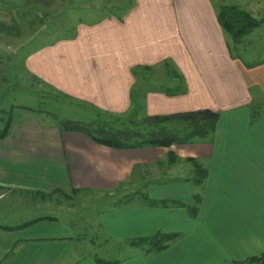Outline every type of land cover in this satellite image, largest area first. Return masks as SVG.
<instances>
[{
    "label": "crops",
    "instance_id": "0c3cea01",
    "mask_svg": "<svg viewBox=\"0 0 264 264\" xmlns=\"http://www.w3.org/2000/svg\"><path fill=\"white\" fill-rule=\"evenodd\" d=\"M135 1L123 20L109 14L70 24L65 32L75 29V36L30 50L26 70L48 91L120 113L130 108L135 83L156 82L154 73L162 72L154 69L150 76L139 66L175 63L187 91L168 95L147 85L139 99L146 101L149 115L219 112L213 140L114 148L62 129L33 109H13L11 130L0 138V203L14 204L16 194L42 199L38 193L49 198L114 194L124 187L121 201L106 210L108 223L100 221L106 238L126 242L158 232L180 235L160 251L138 247L135 256L117 264H243L264 253V117L251 120L253 105L264 99V60L248 63L236 55L234 48L245 40L230 41L213 0ZM61 3L0 0V42L25 40L27 16ZM6 54L0 51V85ZM171 151L178 157L175 163L168 160ZM187 157L207 167L201 185L192 181ZM145 193L187 204L196 203L193 197L199 194L198 214L191 216L184 206H152ZM9 210L0 209V264H98L90 243L76 240L73 214L18 216ZM30 214L36 215L27 218ZM38 217L45 218L19 227ZM110 224L114 228L107 233Z\"/></svg>",
    "mask_w": 264,
    "mask_h": 264
},
{
    "label": "rangeland",
    "instance_id": "374dc122",
    "mask_svg": "<svg viewBox=\"0 0 264 264\" xmlns=\"http://www.w3.org/2000/svg\"><path fill=\"white\" fill-rule=\"evenodd\" d=\"M216 6L221 4L238 3L245 9L250 11L257 18L264 16V0H213ZM131 0H62V3L52 10H34L27 16V35L21 39H15L10 45H4L6 40L0 42V51L6 52L7 58L4 78L0 85V130L6 122L7 116L11 109L17 110L23 107L33 109L36 113H41L46 120H50L48 112L53 113L55 125L65 118L90 120L94 117L93 110H82L80 101L64 97L60 92L59 97L43 102L41 92L48 91L46 86L42 85L39 78L31 76L25 68V56L30 50L38 48L43 44L60 38L65 33L70 24H78L79 22H89L97 17H105L116 9L127 10L132 4ZM132 9V8H131ZM110 11V13H109ZM129 12V11H128ZM58 16V17H57ZM228 37V36H227ZM243 41L239 50L235 48L236 55H242V58L248 63H254L264 60V24L248 34ZM24 41H27L24 43ZM4 45V46H3ZM151 76V73L148 72ZM163 72L154 73L152 79H159ZM73 100V101H71ZM144 102H146L144 100ZM255 110H261L264 117V99L253 105ZM140 116L138 118L124 114L121 120L113 115L110 117L112 124L117 128L125 129H142V123L137 121L143 120V116L149 115L143 101L139 103ZM124 113V112H120ZM45 114V115H44ZM49 116V117H48ZM130 120V121H129ZM134 120V122H132ZM52 121V120H51ZM146 130V128H145ZM125 192V188L121 187L114 194H96L94 192H80L72 195L70 198L64 196H54L46 198H36L34 196H26L24 194H16L14 204L3 201L0 203V209L9 206L13 214L34 213L46 214L49 211L73 214V224L76 228L77 235L85 237H96L93 244H88V249L94 250L104 258L123 259L122 261L135 256L138 247L132 246L126 242H118L101 233L99 229L100 221L107 222L110 213L109 207L118 203ZM119 194V195H118ZM9 196V195H7ZM10 196H12L10 194ZM15 198V197H14ZM72 198V199H71ZM36 214H30L27 218H31ZM106 216V217H105ZM1 222V221H0ZM108 223V222H107ZM119 223V222H118ZM110 233L114 226L110 224ZM110 229V231H109ZM114 236V235H113ZM110 236V237H113ZM116 237V236H114ZM89 242V239L86 240Z\"/></svg>",
    "mask_w": 264,
    "mask_h": 264
},
{
    "label": "trees",
    "instance_id": "16d2710c",
    "mask_svg": "<svg viewBox=\"0 0 264 264\" xmlns=\"http://www.w3.org/2000/svg\"><path fill=\"white\" fill-rule=\"evenodd\" d=\"M130 3L132 6H130L127 10L116 9V11L111 13L109 11V13L113 14V16L117 17L119 20H123L125 14L131 10L136 1L131 0ZM217 8L218 22L234 45L241 43L248 34L264 24V16L262 18H257L238 3L221 4ZM75 33L76 31L73 29L61 37H74ZM228 46L230 50H233L230 43ZM139 67L141 68L142 73L149 72L153 74L152 72L154 69H160L162 70L163 75L156 82L141 84L138 81L135 83L131 91V106L126 112H110L87 102L80 101L81 109L87 111L93 110L94 117L90 120L65 118L60 120L58 125H60L62 129L65 130L83 132L94 141L114 148H138L147 145L169 147L174 143L212 141L216 132L220 113L211 109H198L169 115H145L143 116V120L137 121L138 123H142V129L117 128L112 124L113 120L110 118L112 115L118 120H121V116L124 114H129L130 116L136 118L140 116L139 103L140 101H143L145 107L146 102H144L143 98L139 99V97L141 91L146 88L147 85L152 89L162 90L168 95H178L187 91L186 80L175 63L165 61V63L157 64L156 67L151 65H141ZM132 71L134 75H137V68L134 67ZM52 94L55 98L59 97V94L54 93L53 91L41 92L42 101H48L49 103L52 99ZM12 110L13 109L10 110L6 122L3 125V128L0 130V138L7 136L11 130ZM260 112L261 110L259 109L253 111L251 119L252 122L262 118ZM47 114L51 117V119L54 120L53 113L48 112ZM132 122H134V120ZM168 158L170 163H175L178 161V157L172 151L169 153ZM185 160L192 164V181L196 185H201L207 177V167L195 157H187ZM74 191L77 192L78 190ZM38 194L39 195L37 196H42V198H46L51 195L47 193ZM70 197L67 196V198ZM145 198L152 206H184L191 216L195 217L198 214L197 203L200 200L199 194H196L193 197L194 201L196 202L193 204H187L184 201L175 199L155 200L149 197L146 193ZM41 218L45 217L32 219L26 223H23L22 225H19V227L34 223ZM179 235L180 233L178 232H158L157 234L151 236L130 239L127 241V243L135 247L144 248L147 252L152 253L167 248L171 242L178 238ZM87 239H89L90 244H93L96 237L89 238L77 235L76 231V240L78 242L86 243ZM106 239L109 240L108 237ZM93 257L98 264H117L120 262V259L104 258L97 253L93 254ZM242 263L264 264V253L250 256L243 260Z\"/></svg>",
    "mask_w": 264,
    "mask_h": 264
}]
</instances>
